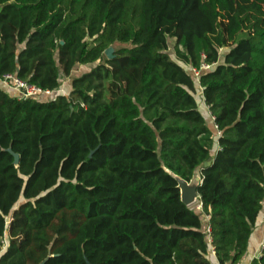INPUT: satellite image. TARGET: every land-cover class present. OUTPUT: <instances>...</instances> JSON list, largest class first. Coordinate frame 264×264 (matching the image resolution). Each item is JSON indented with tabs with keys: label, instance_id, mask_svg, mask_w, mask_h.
Wrapping results in <instances>:
<instances>
[{
	"label": "trees",
	"instance_id": "16d2710c",
	"mask_svg": "<svg viewBox=\"0 0 264 264\" xmlns=\"http://www.w3.org/2000/svg\"><path fill=\"white\" fill-rule=\"evenodd\" d=\"M6 73L70 81L50 100L0 86V264H30L64 210L83 219L44 264L242 261L264 207V0H0ZM168 170L199 171L202 209Z\"/></svg>",
	"mask_w": 264,
	"mask_h": 264
},
{
	"label": "rangeland",
	"instance_id": "374dc122",
	"mask_svg": "<svg viewBox=\"0 0 264 264\" xmlns=\"http://www.w3.org/2000/svg\"><path fill=\"white\" fill-rule=\"evenodd\" d=\"M243 35H245V33ZM169 44H170L169 51L171 53H174V40L170 39ZM121 46H123V44H118L115 47H111V53H113L115 49ZM95 65L96 64L80 65L76 68L74 73L80 74L84 71L87 70L89 71ZM69 81L70 78L68 77L63 78L62 85L60 87L61 91L59 93L68 91ZM105 144H106L105 148L101 150V152L97 155L95 164L102 163L105 155L120 150L122 146L120 138L118 136H115V134H111V136L109 137L108 141ZM93 152L94 151H91L90 156L93 155ZM58 169L59 166L56 167L55 172H57ZM189 206L194 209H202V202L200 200V197H198L196 201L192 202ZM19 218L22 217L20 215V209L19 207H17V209L12 213V216L10 217L8 222L9 224H11L13 220ZM82 219H83L82 216L79 215L77 212L64 210L59 214L57 219L50 225V227L47 230L36 232L35 243L33 247L27 250V255L30 259V264H39L52 252V250L56 245H58L63 240L71 237L72 235H74ZM258 228H260V221L257 222L256 226L254 227V230H257ZM24 236L25 233L21 230H19L15 234L14 233L10 234L8 232V234L5 237V245H7L8 237H12L17 240H22Z\"/></svg>",
	"mask_w": 264,
	"mask_h": 264
},
{
	"label": "built area",
	"instance_id": "2783aa9c",
	"mask_svg": "<svg viewBox=\"0 0 264 264\" xmlns=\"http://www.w3.org/2000/svg\"><path fill=\"white\" fill-rule=\"evenodd\" d=\"M203 67L207 68L208 65L204 64ZM194 71L196 75L199 74V70L194 69ZM1 80L6 86L5 90L10 93L12 92V94L17 96L19 99L36 98L39 100H50L55 98L56 95L61 91V88L57 90L44 89L36 84L30 83L29 81L19 77L15 73H6L3 75ZM215 127L216 129H218L217 125H215ZM220 134L221 131L218 130V135ZM263 249H264V241L261 244V250L256 258H259L261 256ZM212 252L215 253V250H212Z\"/></svg>",
	"mask_w": 264,
	"mask_h": 264
},
{
	"label": "crops",
	"instance_id": "0c3cea01",
	"mask_svg": "<svg viewBox=\"0 0 264 264\" xmlns=\"http://www.w3.org/2000/svg\"><path fill=\"white\" fill-rule=\"evenodd\" d=\"M0 86L6 89V86L1 80V78H0ZM63 93L69 94V91H65ZM259 221H260V228L253 231V233L254 232L255 233L254 234L252 233L251 235L248 251L246 255L244 256V258L242 259V261L238 264H251L252 260L257 257L258 253L261 250V244L264 241V207L260 213V216L257 222ZM212 254H213L212 258H213L214 264H219L218 259L215 256V253L212 252Z\"/></svg>",
	"mask_w": 264,
	"mask_h": 264
},
{
	"label": "water",
	"instance_id": "95a60500",
	"mask_svg": "<svg viewBox=\"0 0 264 264\" xmlns=\"http://www.w3.org/2000/svg\"><path fill=\"white\" fill-rule=\"evenodd\" d=\"M105 53L108 55L109 58H111V57L114 56L113 53H111V47L108 48V49L105 51ZM15 157H16L15 162H16V163H19V157H20V155H19V154H15ZM211 162H212V158H210V159L208 160V162H206L205 165H209ZM168 171H169V170H168ZM169 172H170V171H169ZM170 173H171L172 175H174V176L178 179V181H179V186H180V188H181L180 180L183 179V178H181V177H179V176L173 174L172 172H170ZM197 176H198L197 183L195 184V187H194L193 189H191V190H187V191H186V190H184L183 188H181V196H182V200H183L187 205H190V204H191L192 202H194L198 197H200V196L198 195V192H197V187L199 186V184H200V182H201V175H200L199 171H196V173H195L194 177L191 179V181H187V180L183 179V180H185L186 182H192V181L194 180V178L197 177ZM44 262H45V259H44L40 264H44ZM89 264H90V263H89Z\"/></svg>",
	"mask_w": 264,
	"mask_h": 264
},
{
	"label": "bare ground",
	"instance_id": "6f19581e",
	"mask_svg": "<svg viewBox=\"0 0 264 264\" xmlns=\"http://www.w3.org/2000/svg\"><path fill=\"white\" fill-rule=\"evenodd\" d=\"M197 179H198V176L195 177L192 182H186L185 180L181 179L180 180L181 188H183L186 191L193 189L195 187V184L197 183Z\"/></svg>",
	"mask_w": 264,
	"mask_h": 264
}]
</instances>
